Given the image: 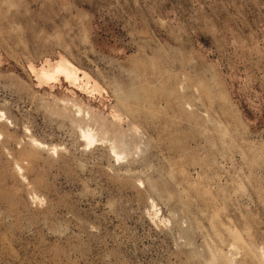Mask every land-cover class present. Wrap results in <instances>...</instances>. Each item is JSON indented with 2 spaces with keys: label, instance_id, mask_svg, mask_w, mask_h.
Returning a JSON list of instances; mask_svg holds the SVG:
<instances>
[{
  "label": "rangeland",
  "instance_id": "374dc122",
  "mask_svg": "<svg viewBox=\"0 0 264 264\" xmlns=\"http://www.w3.org/2000/svg\"><path fill=\"white\" fill-rule=\"evenodd\" d=\"M0 264H264V0H0Z\"/></svg>",
  "mask_w": 264,
  "mask_h": 264
},
{
  "label": "bare ground",
  "instance_id": "6f19581e",
  "mask_svg": "<svg viewBox=\"0 0 264 264\" xmlns=\"http://www.w3.org/2000/svg\"><path fill=\"white\" fill-rule=\"evenodd\" d=\"M86 133H88V132H86ZM83 135H84L83 137H85L88 141H91V137L88 134H83Z\"/></svg>",
  "mask_w": 264,
  "mask_h": 264
}]
</instances>
